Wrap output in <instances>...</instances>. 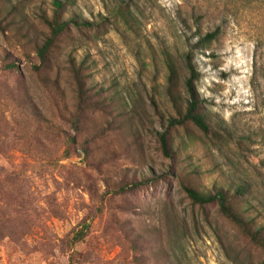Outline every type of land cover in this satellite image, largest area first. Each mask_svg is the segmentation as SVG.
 I'll return each instance as SVG.
<instances>
[{
  "label": "rangeland",
  "instance_id": "obj_1",
  "mask_svg": "<svg viewBox=\"0 0 264 264\" xmlns=\"http://www.w3.org/2000/svg\"><path fill=\"white\" fill-rule=\"evenodd\" d=\"M113 1L73 0L74 11L93 20ZM40 2L32 0L31 17ZM212 32L215 39L195 47L199 38ZM4 48L8 45L0 32V51ZM191 49L199 74L198 97L210 123L227 130L231 140L216 143L191 126L190 130L169 129L182 163L188 170L200 171L204 189L246 179L256 199L264 202V0H139L131 28L120 24L109 28L75 52L78 60L89 56L87 83L114 96L102 111L86 115L79 137L98 136L109 124H118L132 101L140 99L138 132L117 129L124 140L109 130L103 138L95 137L86 159L75 154L53 170L33 169L31 156L12 143L0 144V179L11 172L18 177L37 216L19 243L0 241V264H155L146 257V245L132 242L130 229L163 208L186 226L182 264H263L258 251L216 214L215 207L204 215L189 204L173 170L132 191L114 193L106 188L105 182H117L121 172H135L140 178L145 164L153 166L157 175L165 170L168 160L155 141L156 133L167 131L166 118L172 112L164 100L163 54ZM62 52L58 62L63 67ZM14 55L45 118L57 128L68 129L30 73L29 63L17 51ZM63 76L65 102L70 106L74 95L65 72ZM151 96L157 108L149 104ZM128 135H139L136 143L143 146L142 153L121 148L120 139L127 141ZM83 222L90 224L87 235L70 246V238Z\"/></svg>",
  "mask_w": 264,
  "mask_h": 264
},
{
  "label": "trees",
  "instance_id": "obj_2",
  "mask_svg": "<svg viewBox=\"0 0 264 264\" xmlns=\"http://www.w3.org/2000/svg\"><path fill=\"white\" fill-rule=\"evenodd\" d=\"M139 0H114L105 4V13L90 20L74 11L73 0H42L35 5L34 17L28 8L32 0H0V32L8 48L0 51V144L12 143L34 161L33 169L53 170L60 161L75 154L85 159L92 151L95 137H104L109 130L124 129L136 134V119L139 115L140 99L132 101V106L123 119L109 126L98 136L80 138L86 115L102 111L114 99L101 89L87 83L91 75L88 54L77 59L75 52L88 46L91 39H99L101 34L117 25L131 28ZM38 27H36V24ZM89 36L87 31H91ZM216 38V32L199 38L195 47H204ZM17 51L28 63L30 73L49 96L52 107L68 129L57 128L45 118L34 102L31 89L21 72ZM65 53L63 67L59 65V52ZM192 49L173 55L163 54V64L167 72L164 82V100L172 112L166 118L167 131L156 133V149L168 160L164 171L157 175L153 166L145 164V173L140 178L135 172L119 173L117 182H105L106 188L114 193H123L139 188L143 183L164 178L170 170L175 171L180 191L189 204L207 215L208 208L215 207L216 214L231 225L242 239L255 248L264 264V202L257 200L254 187L246 179H237L226 185H215L204 189L199 183L201 176L197 169L188 170L182 163L180 150L174 145L168 130L188 126L216 143L227 144L231 135L222 126H214L199 99L196 83L199 74L193 63ZM62 70L74 95L70 106L65 102L66 91ZM11 82V83H10ZM149 104L157 108L154 96ZM165 103V104H166ZM158 111V110H157ZM125 113V112H124ZM163 119L164 116L157 112ZM50 121V122H49ZM113 126V127H112ZM127 129V130H126ZM139 135L120 139L121 148L127 151L143 152V146L136 143ZM218 144V145H219ZM107 147V146H104ZM172 163V164H171ZM142 168V167H141ZM136 169V168H133ZM37 216L33 202L18 177L12 172L6 179H0V241L19 243L24 234L36 224ZM90 224L83 222L81 228L70 238V246L81 242L87 235ZM131 240L146 245V257L155 264H182L181 244L185 239L186 226L166 208L133 224Z\"/></svg>",
  "mask_w": 264,
  "mask_h": 264
}]
</instances>
